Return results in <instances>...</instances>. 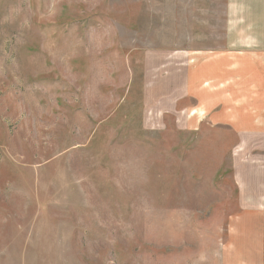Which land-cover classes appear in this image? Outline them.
I'll return each instance as SVG.
<instances>
[{
    "label": "rangeland",
    "instance_id": "1",
    "mask_svg": "<svg viewBox=\"0 0 264 264\" xmlns=\"http://www.w3.org/2000/svg\"><path fill=\"white\" fill-rule=\"evenodd\" d=\"M224 4L0 0V264H221L237 140L146 109L143 59Z\"/></svg>",
    "mask_w": 264,
    "mask_h": 264
},
{
    "label": "crops",
    "instance_id": "2",
    "mask_svg": "<svg viewBox=\"0 0 264 264\" xmlns=\"http://www.w3.org/2000/svg\"><path fill=\"white\" fill-rule=\"evenodd\" d=\"M211 36L207 47L145 54V108L154 101L187 132L236 138L221 264H264V0H225L223 33Z\"/></svg>",
    "mask_w": 264,
    "mask_h": 264
}]
</instances>
